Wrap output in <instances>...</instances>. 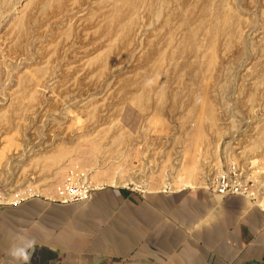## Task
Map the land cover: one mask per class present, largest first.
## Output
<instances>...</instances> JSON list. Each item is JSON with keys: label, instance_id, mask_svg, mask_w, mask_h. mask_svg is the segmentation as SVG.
<instances>
[{"label": "bare ground", "instance_id": "6f19581e", "mask_svg": "<svg viewBox=\"0 0 264 264\" xmlns=\"http://www.w3.org/2000/svg\"><path fill=\"white\" fill-rule=\"evenodd\" d=\"M7 2L10 4L8 0H0L2 5L8 4ZM44 11L46 13L49 12L50 15L56 16L58 18L56 20L58 24H62L64 23L63 21L67 20V23L77 29L80 39L74 40H78L77 42L80 43L78 53L80 56L83 55V57L87 58L86 60L79 62L78 66L81 67L82 71L97 68V73H99L100 76L102 73L112 72V68L117 66L120 59L126 60V58L131 57V65H128L132 68H136V66H138L140 69H138L133 77L128 79H125L124 77L125 80L120 79L121 81L119 83L116 80L117 84L115 85L113 82L115 86L112 85V87H120L124 97L131 100L134 105L141 108L145 114L147 112L151 113L148 120L149 123H152V126L150 127H153L152 129L154 132L156 130V132L161 133L166 130V127H155L159 121H163L165 118L164 110L169 99V96L167 95L169 85L167 86V83L165 82L180 79V75L182 77L183 74L188 77V90L185 92L186 98L184 100L183 96L182 99L189 107V113L186 114V112L183 116V121L181 123L183 128L182 130L180 128L181 135H179L176 139L177 141L179 140L182 142V157L173 162L170 157H167L165 160L161 161L162 163L160 162L161 164L159 166L156 164L157 161H154L153 159L149 161L148 166L143 165L140 160H132L129 162V152L125 153L126 156L121 161L117 159L119 161H117L118 163H113L115 165L109 163L105 159H100L101 154L106 157V155L102 152H105L104 149L107 146H110V148L113 146L111 148L112 151L118 148L121 149V147L123 148L122 145L126 143L127 140H125L126 137H123L122 133L112 132L113 126L105 124L101 127L96 124V113H99V110L101 109L105 111L109 107L106 103L100 101L101 103L99 104L96 100L98 105H94L96 102L92 105L91 103H89L90 105L86 104L87 110H90V113L87 114L91 117V119L90 117L89 119L87 118L90 122V124L88 123V127L85 125L80 126L81 124L78 125L77 123V128H80L82 132L78 133L77 131H73L74 133L69 134V136L67 135L68 137L66 138L68 141H66L67 139H54L53 142L51 140V142L44 143V148H38L41 150L36 148L37 150L33 151V153L28 156L26 164L22 163L21 165H18L20 175H18L16 184L22 182L19 184L21 188H8L9 192L3 194V200H0L15 202L36 193L44 194L51 198H57L60 196L58 186L62 184L67 177H70V175H72V177L81 176V172L78 171L79 169L85 170V175L87 177H85L84 180L89 182V184L94 188L104 186L105 184L113 186H127L135 184L138 187L145 185L147 187L146 190L148 191H156L166 189L179 190L184 187L197 185L206 187L216 185V178H214L213 175L220 171L221 161L219 158L216 159L217 170L209 172L205 159L207 158V150H209L208 148L211 145L210 133L215 126L214 122L216 118V104L211 95L210 88L212 85V77L215 76L214 72L217 71L219 67L218 39L220 38V32L215 26L220 13L218 0H25L22 1V4H20L18 19L16 18L15 23H10L11 26L10 28L8 27L10 34L17 30L21 35H19L21 40H19L16 44L17 47L22 48L21 46L23 45V42H26V40L23 39L27 37L25 34L28 30V26H25L27 29L25 31L22 27L23 19L27 22V20L32 19L33 16L37 18L38 13H44ZM147 12L150 13L149 16L146 14ZM144 13L149 18L151 17L154 19L156 29L152 30V36L148 34L145 39H141L139 42V35L144 30L146 24L147 28L149 27L148 23L145 24L147 19L144 17ZM41 17L43 18V16ZM143 17L145 18V21ZM149 24L151 23L149 22ZM72 31L74 32V30ZM227 31L226 27L222 28V34L226 35ZM43 32H41V35ZM30 35L32 36V34ZM149 36L151 37L149 38ZM47 44L48 43H46V45ZM61 44V49L63 50V53L67 55V58L70 55H73L71 54V46L73 42L62 41ZM139 44H142V48H138V50H136V46ZM9 47L11 46H8V48ZM12 50L13 49L10 48L11 52ZM39 54L41 55V53ZM40 61L41 60H39V62ZM119 64L123 63L119 62ZM35 66L36 65L31 68L33 70L28 74H23L19 78L17 77L19 86L16 90H13V93L12 91H9V101L6 100L4 103L0 102V183L5 180L4 177L10 168H12L14 160L20 159L19 161L22 162L21 159L25 155V148L23 145L26 147L27 143H34V141H36L34 140L35 138H32L31 140L24 142L23 139L26 135H28V132L23 130L26 125H24L25 122L22 120L24 117L22 118L20 116V113L27 109L26 104L24 106L25 98H27L29 106L31 103L34 104L35 101L40 99L46 91L44 88V92L41 89L44 86V81L42 80L43 70L41 67ZM27 68H25V70ZM55 73L56 69L54 74ZM177 73L179 74L176 75ZM128 75L126 74L127 77ZM158 75H162V78ZM114 77L112 81L115 79ZM66 81L69 82L70 79ZM70 87L71 85L69 88ZM106 88V90L113 89L109 88V86H106ZM197 88L200 90V92L198 91L199 93L195 92V89ZM64 91L65 93H72L69 90ZM82 94L84 95V92ZM98 96L100 98V95ZM2 99L5 100L4 98ZM88 99H90V97ZM116 101L117 100L114 102L113 100V104H115ZM39 103H42V101ZM117 105L118 104H115L116 107ZM37 110H39V107ZM114 110L116 112H114ZM74 111L72 113H74ZM113 112L116 114L117 110L113 108L112 113ZM41 114L42 116H46L43 111ZM110 114L111 111L108 115ZM29 115L27 117L25 116V118H28ZM69 115L73 114L70 113ZM81 117H77L76 122L79 121ZM69 118H71V120L73 119L71 116ZM27 120L29 121V119ZM13 121H16L14 123H17L15 125L16 128L12 125ZM118 125L119 123L117 126ZM21 127H23V129ZM150 127L148 129L149 131L151 129ZM115 129L117 130V127ZM148 130H146V132ZM9 132L14 134H9ZM36 137H38V135ZM109 153H111V151ZM260 160L255 161L254 163H256V166L252 168L253 178L255 180L259 179V181H256L258 189H260L259 187L261 185H264V157L262 162H260ZM167 167L168 169H171V172L166 171ZM29 171L37 175L34 179H40L33 182L27 181L26 174L29 173ZM255 191L261 192L260 190L252 188V192L255 193ZM260 196V199H264L262 192Z\"/></svg>", "mask_w": 264, "mask_h": 264}, {"label": "rangeland", "instance_id": "374dc122", "mask_svg": "<svg viewBox=\"0 0 264 264\" xmlns=\"http://www.w3.org/2000/svg\"><path fill=\"white\" fill-rule=\"evenodd\" d=\"M8 1L10 2V4L7 2L9 4V5L6 4L7 7L6 5H2V3H0L1 4L0 5L1 7L0 8V37H1L0 56H2L0 57V102L4 103L6 102V100L9 101L8 99L9 91H12L13 93V90L14 89L16 90L19 86L18 78L21 75L28 74L30 71H32L33 69L31 68H33L34 65H36L35 67H41L43 70L42 80L44 81V86L43 87L41 86L42 87L41 89L43 90V92L45 90L46 91L43 93V96H41L40 99L34 102V104L31 103L30 104L31 106L30 105L28 106L27 98L24 99L25 101L24 106L26 104L27 109L22 111L20 113V116L22 118L24 117L22 120L26 123L25 124L23 122L24 125L26 126H24L25 127L24 129L23 127L21 128L25 132L27 131L28 135H26V137H24L23 140L24 142H27L28 140L35 138L34 140L36 141H34V143L33 142H30L29 144L27 143L30 146H28L26 143H25L26 147L23 145V147L25 148V155L21 159L22 162L19 161L20 159L14 160V162L12 163V168H10V170L7 172L6 176L4 177L5 180H3V182L0 183L1 200H3V194L9 192L8 188L10 187L16 189H18L19 187L21 188L19 184L22 182L16 184L18 175H20V169L18 165H21L22 163L26 164V162L28 161V156L31 153H33V151L37 150L40 147L41 149L44 148L43 147L44 143L51 142V140L52 142L54 141V139L66 140L67 139L66 137H68L69 134L74 133L75 131H77L78 133L82 132L80 128H77L79 124H81L80 126L85 125L88 127V123L90 124V122L88 121L90 117L88 115L90 113V110H87L86 104L90 105L89 103H91L92 105L96 102V100L97 102H99V104L101 103L100 101H102L103 103H106L109 106L105 111L101 109L99 110V113H96V117H97L96 118L97 120L95 119L96 124L101 127L105 124H107L108 126H113L112 132H118L120 134L122 133L123 137H126L125 140H127L126 141L127 145L126 143H124L122 145L123 148L121 147V149L113 148L114 150L112 151L111 148L113 146H111V148L110 146H107L106 147L107 149L106 148L104 149L106 153L104 151L102 152L106 155V157L101 154L100 159H105L109 163L113 164L119 160L121 161L122 159H124L126 156L125 153L129 152L128 155L129 162H131L132 160L133 161L140 160L143 163V165L148 166L149 161L153 159L154 161H157L156 164L157 166H159L162 163L161 161L165 160L167 157H170L172 162L182 157L181 155H182L183 145L181 141L179 140L177 141L176 139L178 138L179 135H181L180 132L183 128L181 125L183 121V116L185 115L186 112H187L186 114L189 113V107L184 102L186 98L185 92L188 90V85H187L188 77L185 74H183L182 77L180 75V79L170 80L169 82L168 81L165 82L167 83V86L169 85L167 92L169 99L167 98L168 101L166 104V108L164 110L165 118L163 119V121H159L155 125V127L157 126L158 128L166 127L165 128L166 130L161 133L156 132V130L154 132V130L152 129L153 127L152 128L150 127L152 126V123H149L148 120L150 118L149 116H151V113L147 112L145 114V112L141 108H139L137 105H134V103L131 102V100L124 97L120 87H116V88L112 87V85L115 86L117 84V81L119 83L121 81L120 79L123 80L124 77L125 79L133 77L134 74L138 71V69H140V67L138 66H136V68H132L129 66L131 65L130 64L131 57L126 58V60L120 59V61H118L117 63L116 66L117 68L116 67L112 68L113 70L114 69L115 70L114 71L112 70V72L109 73L107 72L108 74L105 72L99 76V73H97L98 72L97 68H92L88 71L84 70L85 72L82 71L81 67L78 66L79 62H81L82 60H86L87 58L83 57V55L80 56L78 53V48L80 47V43L77 42L78 40H74V39H80L77 29H75L71 24L67 23V20L63 21L65 25L64 23L58 24L56 22L58 18L56 16L50 15L49 12L46 13L45 11H44L45 15L44 13L39 12L37 18L33 16V18L28 19L27 22L25 21V19H23L22 27L26 31L27 29L25 28V26L27 25L28 27L27 26L26 27L28 28V30L26 31L25 34L27 37L23 39L26 40V42H23V45L21 46L22 48H19L16 46V44L19 42V40H21V38H19L20 34L18 33L17 30H15L16 28L14 29L15 32H12V34H10L9 28L12 23H15L16 18L18 19L20 4H22V1L25 0H8ZM218 3L220 5V13H219L218 21L216 22L215 26L217 30L220 32V36H219L220 38L218 39L219 67L217 71L214 72L215 73L214 75L216 77L215 76L212 77V80L214 79L215 81L213 80L214 82L213 84L211 80L212 85L210 88L211 95L214 98L216 104L215 107L216 118L214 122L215 126L210 133L211 145L208 148L209 150H207V158L205 159V161L207 163L209 172L211 171L214 172L217 170L216 159L219 158V160L221 161L220 163L221 168L219 169L220 171L213 175L214 178H216L218 174H220V172H223L229 166L233 167V164H237L241 167V169H244L245 175H247V173L249 176L251 175V178L253 180L251 179L249 180L250 185H254L256 181H259V179L255 180L252 176L253 175L252 168L256 166L255 165L256 163L254 162L260 159H261L260 162H262L264 157V0H218ZM146 14L149 16L150 13L147 12ZM41 16H43V18ZM148 16H146L144 13V17L147 20L145 21L144 17L143 19L145 21V24L148 23L149 27L147 28V24H146L144 30L139 35V39H140L139 42L141 41V39H145L148 36V34L152 36V30L156 29V24L154 23L155 22L154 19L151 17L149 18ZM31 20H35V21H31ZM149 22L151 24H149ZM44 27L46 28V30ZM223 27H226L228 30L226 35L222 34ZM72 30H74V32ZM41 32H43L42 35ZM30 34H32V36ZM151 36H149V38ZM62 41L73 42L71 46L72 47L71 54L73 55H70L68 58L67 55L63 53V50L61 49ZM75 42L77 43V45ZM46 43L48 44L46 45ZM8 46L11 47L8 48ZM10 48L13 49L12 52L10 51ZM138 48H142V44L136 46V50H138ZM41 51L46 53L44 54ZM39 53H41V55ZM39 60H41L40 61L41 63L39 62ZM119 62L123 64H119ZM27 67L30 69H28ZM57 67H58V71L60 70L59 71L60 73L57 71ZM25 68L27 69L25 70ZM55 69H56V73L54 74ZM126 74L127 75L129 74L128 77L126 76ZM178 74L179 73H177L176 75ZM216 74L218 75V77ZM158 76L162 78V75H158ZM113 77L115 79L112 81ZM69 79H70L69 82L66 81ZM99 81L102 82L100 83ZM113 82L115 85L113 84ZM69 84L71 85L70 88H69L70 86ZM106 86H109V88H113V89L106 90L107 89ZM64 90H69L72 93L74 92L75 94L65 93ZM195 90L196 93L200 92L199 88ZM215 91H217L218 93ZM83 92L84 95L82 94ZM69 94L71 95V98ZM56 95H57V99H56ZM98 95H100V98ZM89 97L90 99H88ZM2 98H4L5 100H3ZM120 99L123 101H121ZM113 100L114 102L115 100H117L115 103L118 104L117 107L115 106V104H113L114 103ZM41 101L42 103H39ZM97 102L94 105L96 104L98 105ZM78 105H82V106H78ZM38 107L39 110H37ZM113 108L117 110L116 114L114 113L116 112L115 110L112 113ZM42 111L45 112L46 116L45 115L42 116L41 114ZM73 111L74 113H72ZM110 111L111 114L108 115ZM58 112L60 117L58 115ZM70 113L73 115H69ZM29 114L30 115L34 114L35 115V116L33 115L34 118ZM28 115L29 117L25 118V116L27 117ZM70 116L73 118L72 120L71 118H69ZM77 117L82 118L79 119L80 123L79 121L76 122ZM27 119H29V121ZM146 120L148 121V123ZM14 122L16 121H13L12 125L15 127L17 123ZM114 123L116 124L117 130L115 129L116 127ZM118 123L119 125L117 126ZM148 126L151 128L150 131L148 130L149 129ZM52 127L54 130L52 129ZM146 130H148L149 132L148 131L146 132ZM11 132H9V134H14ZM33 133H35L36 135ZM37 135L38 137H36ZM66 141H68V139ZM108 148H110L111 150ZM110 151L111 153H109ZM109 154H113V155H109ZM241 169H238L237 172L241 173ZM78 171L85 173V170L83 169H79ZM166 171L171 172V169H168L167 167ZM26 175H27V181L33 182V181H38L40 179V178L34 179V177H36L37 175L33 174L31 171H29V173H27ZM105 185L109 186L110 184H105ZM126 187L137 192H144L147 189L145 185L138 187L135 184H130L127 185ZM263 187L264 186L261 185L259 188L261 189ZM256 193H259V195L261 194V192L259 191H255L254 194ZM37 194L40 193H36L34 195Z\"/></svg>", "mask_w": 264, "mask_h": 264}, {"label": "crops", "instance_id": "0c3cea01", "mask_svg": "<svg viewBox=\"0 0 264 264\" xmlns=\"http://www.w3.org/2000/svg\"><path fill=\"white\" fill-rule=\"evenodd\" d=\"M208 187L0 203V264H23L8 255L15 237L36 240L29 264H264V210Z\"/></svg>", "mask_w": 264, "mask_h": 264}, {"label": "built area", "instance_id": "2783aa9c", "mask_svg": "<svg viewBox=\"0 0 264 264\" xmlns=\"http://www.w3.org/2000/svg\"><path fill=\"white\" fill-rule=\"evenodd\" d=\"M238 169H241V167L237 164H233V167L229 166L226 170L218 174L216 177V185H211L208 189L221 197L242 195L264 210V199H260L261 196L259 193L254 194L252 192V188L260 190L264 197V187L258 189L256 182L254 185H250L249 180L253 179L247 172V175L244 174V169H241V173L237 172ZM84 177V172H81V176L78 177H72V175L67 177L62 184L58 186L60 196L57 197L56 200L61 202H82L87 200L94 188L89 182L84 180ZM0 203L5 202L0 200Z\"/></svg>", "mask_w": 264, "mask_h": 264}, {"label": "clouds", "instance_id": "9594fccd", "mask_svg": "<svg viewBox=\"0 0 264 264\" xmlns=\"http://www.w3.org/2000/svg\"><path fill=\"white\" fill-rule=\"evenodd\" d=\"M17 243L9 249L8 255L13 261L23 262V264H29L32 253L35 251L36 240L28 237H15Z\"/></svg>", "mask_w": 264, "mask_h": 264}]
</instances>
